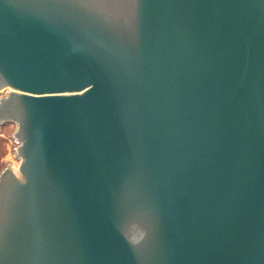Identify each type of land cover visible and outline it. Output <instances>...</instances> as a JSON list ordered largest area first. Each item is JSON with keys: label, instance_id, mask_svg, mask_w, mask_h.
Returning <instances> with one entry per match:
<instances>
[{"label": "water", "instance_id": "water-1", "mask_svg": "<svg viewBox=\"0 0 264 264\" xmlns=\"http://www.w3.org/2000/svg\"><path fill=\"white\" fill-rule=\"evenodd\" d=\"M0 95V264H264V0H0Z\"/></svg>", "mask_w": 264, "mask_h": 264}, {"label": "rangeland", "instance_id": "rangeland-1", "mask_svg": "<svg viewBox=\"0 0 264 264\" xmlns=\"http://www.w3.org/2000/svg\"><path fill=\"white\" fill-rule=\"evenodd\" d=\"M6 92L7 91H4L2 94L5 95ZM15 130H16V125L12 122H11V125H8L7 127L3 129L2 127H0V136L6 139L5 143L0 145L4 148V151H5L0 161L1 163H4L5 165L3 169L7 167L8 165H14V167H17L18 162H19V160L16 157H14L16 153V147L18 145L13 138Z\"/></svg>", "mask_w": 264, "mask_h": 264}, {"label": "trees", "instance_id": "trees-1", "mask_svg": "<svg viewBox=\"0 0 264 264\" xmlns=\"http://www.w3.org/2000/svg\"><path fill=\"white\" fill-rule=\"evenodd\" d=\"M8 125H11V122H8L5 125H2L0 127H2V129H3V128L7 127ZM5 141H6V139L4 137L0 136V145L4 144ZM4 153H5L4 148L2 146H0V161H1V157L4 155ZM4 166H5L4 163L0 162V172L3 169Z\"/></svg>", "mask_w": 264, "mask_h": 264}]
</instances>
